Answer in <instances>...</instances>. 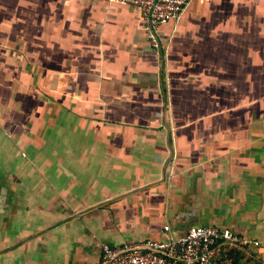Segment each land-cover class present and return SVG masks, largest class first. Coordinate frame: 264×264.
I'll return each instance as SVG.
<instances>
[{
	"label": "crops",
	"instance_id": "obj_1",
	"mask_svg": "<svg viewBox=\"0 0 264 264\" xmlns=\"http://www.w3.org/2000/svg\"><path fill=\"white\" fill-rule=\"evenodd\" d=\"M159 35L109 0H0V264L207 226L264 264V0H193Z\"/></svg>",
	"mask_w": 264,
	"mask_h": 264
},
{
	"label": "built area",
	"instance_id": "obj_2",
	"mask_svg": "<svg viewBox=\"0 0 264 264\" xmlns=\"http://www.w3.org/2000/svg\"><path fill=\"white\" fill-rule=\"evenodd\" d=\"M193 0H109L117 5L138 10L141 26L155 52L165 49L159 28L169 22L175 24L187 4ZM203 2L204 0H195ZM165 233L168 227H163ZM261 244L245 239L226 229L214 226L190 227L174 238L162 241L143 240L117 246L100 244L98 264H233L231 250L247 252Z\"/></svg>",
	"mask_w": 264,
	"mask_h": 264
},
{
	"label": "trees",
	"instance_id": "obj_3",
	"mask_svg": "<svg viewBox=\"0 0 264 264\" xmlns=\"http://www.w3.org/2000/svg\"><path fill=\"white\" fill-rule=\"evenodd\" d=\"M231 252L233 253V264H258L257 261H253V257L249 251L241 252L239 250H231Z\"/></svg>",
	"mask_w": 264,
	"mask_h": 264
},
{
	"label": "rangeland",
	"instance_id": "obj_4",
	"mask_svg": "<svg viewBox=\"0 0 264 264\" xmlns=\"http://www.w3.org/2000/svg\"><path fill=\"white\" fill-rule=\"evenodd\" d=\"M170 23V22H169Z\"/></svg>",
	"mask_w": 264,
	"mask_h": 264
}]
</instances>
